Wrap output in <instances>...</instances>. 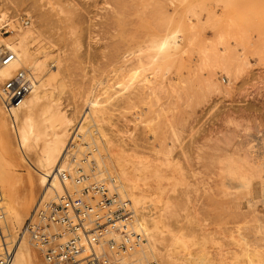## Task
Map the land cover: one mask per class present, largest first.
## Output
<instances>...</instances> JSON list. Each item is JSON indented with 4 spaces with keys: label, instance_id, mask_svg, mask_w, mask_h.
I'll use <instances>...</instances> for the list:
<instances>
[{
    "label": "rangeland",
    "instance_id": "374dc122",
    "mask_svg": "<svg viewBox=\"0 0 264 264\" xmlns=\"http://www.w3.org/2000/svg\"><path fill=\"white\" fill-rule=\"evenodd\" d=\"M0 11L20 22L32 15L39 43L61 62L69 116L79 102V117L85 105L76 100L95 92L106 137L164 162L152 195L162 233L155 255L141 264H174L162 253L179 234L189 256L183 264H246L244 248H264V0H0ZM40 11L56 20L49 28ZM174 27L181 30L179 49L171 57L156 54L152 41ZM55 65L50 58L48 66ZM10 155L23 180V220L10 225L15 239L44 185L15 149ZM87 162L80 188L95 182L88 171L95 163ZM28 245L32 264H45Z\"/></svg>",
    "mask_w": 264,
    "mask_h": 264
},
{
    "label": "bare ground",
    "instance_id": "6f19581e",
    "mask_svg": "<svg viewBox=\"0 0 264 264\" xmlns=\"http://www.w3.org/2000/svg\"><path fill=\"white\" fill-rule=\"evenodd\" d=\"M27 17L31 18L32 15L27 13ZM40 17L42 25L44 24L46 27L56 21L50 12L40 11ZM16 18L13 17L11 20L9 17L5 18L4 13L2 14L0 11V28L12 22L11 34L2 36L0 32V47L9 48L16 54V58L10 64L0 67V81L10 77L18 67L29 69L32 77L31 91L21 104L11 109V112L7 114L4 111L0 100V206L5 213L4 231L16 246L11 264H32L30 251L24 244L26 241L28 245L29 241L26 240V235L18 234V237L14 239L10 231V225L14 227L15 223L17 225L22 223L20 209L24 202L21 195L22 177L15 171L9 159L13 149L18 152L22 161L38 173V183L44 185L33 205L40 197L55 199L61 193L63 181L59 177V171L64 170L71 176L83 174L86 179L88 175L82 172L83 163L88 161L89 166L94 161L96 169L94 171L88 169L92 177L98 178L96 180L93 177L94 181L115 190L122 198L127 199L134 210L133 226L142 233L144 241L132 252V259L141 262L147 254L155 255L158 248L157 234L161 231L160 222L162 221H159L160 216L154 211L156 198L154 199L152 195L159 186H154L153 178L156 177L159 179L158 181L163 178L164 171L162 173L163 167L160 166L163 161H159L160 164L154 157V159L150 156L138 157L124 145L114 144L113 140L106 137L105 128L100 122L104 113L102 112L103 104L95 92L88 93L76 100V102L82 101L85 105L79 117L76 116L79 111L77 108L79 102L74 104L72 116H69L61 101L64 89L61 62L57 57L50 55V49L47 50V47L45 48L43 44L39 43L41 30L35 26L34 22L24 25ZM159 37L158 42L152 41L151 44L157 49L156 54L170 56L177 52L182 39L181 30L178 27H174ZM123 56L125 57L126 54L124 53ZM50 58L56 62L55 69L48 66ZM108 77L104 79L106 82H102L103 86L108 82ZM99 82L101 83V80ZM99 82L95 81L92 85L93 88L99 86ZM9 116L11 122H8ZM76 130L82 132L78 133ZM97 140H100V144L96 142ZM89 143L91 144L90 149L80 148ZM87 149L93 158H90V155H84L78 159L77 153ZM243 161L247 162L245 159ZM249 167L252 169V166L249 165ZM234 169L230 166L226 170L228 173H233ZM27 172L31 185L34 186V175L29 169ZM67 182L69 181L65 180V183ZM70 184L72 183L70 182ZM72 185L78 192L80 191L79 186ZM159 214L162 213L159 212ZM184 239L183 234L173 237L172 242L164 247L163 262L166 259L174 264H183L184 261H187L189 256L185 257L184 251L187 245ZM243 251L247 255L246 264H264V248L252 250L244 248ZM242 260L244 261L241 259L240 262Z\"/></svg>",
    "mask_w": 264,
    "mask_h": 264
},
{
    "label": "built area",
    "instance_id": "2783aa9c",
    "mask_svg": "<svg viewBox=\"0 0 264 264\" xmlns=\"http://www.w3.org/2000/svg\"><path fill=\"white\" fill-rule=\"evenodd\" d=\"M21 23L27 25L29 18L21 16ZM0 30L7 33L12 28L6 24ZM15 58L13 50L0 47V67ZM31 85V72L25 67H18L0 81V98L8 113L22 103ZM70 176L59 171L61 193L55 199L38 198L18 234L28 237L45 264H141L131 254L144 236L133 226L134 210L127 199L97 182L83 186L79 192L74 186L71 190L65 183ZM84 179L79 174L71 183L80 186ZM4 222L0 206V264H11L16 246L4 233Z\"/></svg>",
    "mask_w": 264,
    "mask_h": 264
},
{
    "label": "crops",
    "instance_id": "0c3cea01",
    "mask_svg": "<svg viewBox=\"0 0 264 264\" xmlns=\"http://www.w3.org/2000/svg\"><path fill=\"white\" fill-rule=\"evenodd\" d=\"M26 245H27V244H26ZM27 247H28V249H29V251H30V249H31L30 246L27 245Z\"/></svg>",
    "mask_w": 264,
    "mask_h": 264
}]
</instances>
